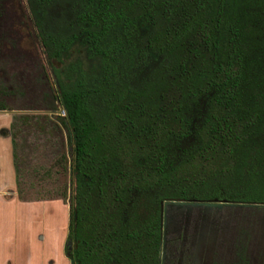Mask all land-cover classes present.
Instances as JSON below:
<instances>
[{
	"label": "trees",
	"instance_id": "obj_1",
	"mask_svg": "<svg viewBox=\"0 0 264 264\" xmlns=\"http://www.w3.org/2000/svg\"><path fill=\"white\" fill-rule=\"evenodd\" d=\"M7 1L0 110L23 93ZM26 4L56 86L39 63L41 109L65 111L72 264H159L166 201L264 203V0Z\"/></svg>",
	"mask_w": 264,
	"mask_h": 264
},
{
	"label": "rangeland",
	"instance_id": "obj_2",
	"mask_svg": "<svg viewBox=\"0 0 264 264\" xmlns=\"http://www.w3.org/2000/svg\"><path fill=\"white\" fill-rule=\"evenodd\" d=\"M3 28L8 36L3 54L8 57L9 78L11 83L18 82L23 92L6 97V103L12 106L9 109L16 111L12 113L10 132L15 142L17 192L24 199L63 197L69 203L71 158L64 126L65 112L60 109L51 114V111L41 109L43 104L39 99L44 88L36 84L39 63L45 66L44 74L51 86H56L40 39L29 19L26 0L5 3ZM44 74L40 76L44 77ZM224 216L221 235L228 253L225 251L222 262L233 263L246 249L251 260L262 263L264 205L225 208Z\"/></svg>",
	"mask_w": 264,
	"mask_h": 264
},
{
	"label": "crops",
	"instance_id": "obj_3",
	"mask_svg": "<svg viewBox=\"0 0 264 264\" xmlns=\"http://www.w3.org/2000/svg\"><path fill=\"white\" fill-rule=\"evenodd\" d=\"M12 120L0 111V264H72L66 252L70 202L17 192Z\"/></svg>",
	"mask_w": 264,
	"mask_h": 264
},
{
	"label": "flooded vegetation",
	"instance_id": "obj_4",
	"mask_svg": "<svg viewBox=\"0 0 264 264\" xmlns=\"http://www.w3.org/2000/svg\"><path fill=\"white\" fill-rule=\"evenodd\" d=\"M183 202L187 204L168 205L163 216L161 212L159 264H224L223 254L228 250L221 234L225 208L230 206L207 204L215 203L214 200ZM196 202L200 204H192ZM231 264H264V261L251 260L245 249Z\"/></svg>",
	"mask_w": 264,
	"mask_h": 264
},
{
	"label": "water",
	"instance_id": "obj_5",
	"mask_svg": "<svg viewBox=\"0 0 264 264\" xmlns=\"http://www.w3.org/2000/svg\"><path fill=\"white\" fill-rule=\"evenodd\" d=\"M2 111L3 112H8V113L16 112V111L10 110V109L9 110H2ZM60 112H65L62 109V107H61V111ZM51 114H53V112H51ZM214 201H215V203H207V204H216V205H219V206H230V207H247V208H253V207H258L259 206V204H257V203H233V202H230V201L225 200V199L224 200L214 199ZM184 204H187V203L183 202V201H166V202L162 203V208H161L162 216H163V212H164L165 208L168 205H184ZM192 204H200V203L196 202V203H192ZM70 246H72V244Z\"/></svg>",
	"mask_w": 264,
	"mask_h": 264
}]
</instances>
